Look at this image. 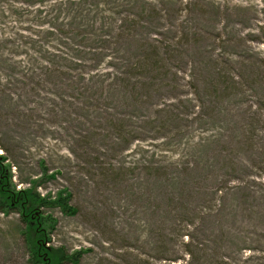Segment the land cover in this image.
Instances as JSON below:
<instances>
[{
	"label": "rangeland",
	"instance_id": "rangeland-1",
	"mask_svg": "<svg viewBox=\"0 0 264 264\" xmlns=\"http://www.w3.org/2000/svg\"><path fill=\"white\" fill-rule=\"evenodd\" d=\"M0 170L62 264H264V0H0Z\"/></svg>",
	"mask_w": 264,
	"mask_h": 264
},
{
	"label": "trees",
	"instance_id": "trees-1",
	"mask_svg": "<svg viewBox=\"0 0 264 264\" xmlns=\"http://www.w3.org/2000/svg\"><path fill=\"white\" fill-rule=\"evenodd\" d=\"M154 57L144 61L142 68L152 69L157 64ZM8 177L0 170V202L2 207L16 209L26 223V235L29 238L30 254L33 264H62L67 258L64 253L56 252L48 247L46 229L44 225L48 219L42 217L41 207L50 205L45 197L40 196L33 188L16 191ZM57 204L66 213H75V209L69 207L68 199L57 197Z\"/></svg>",
	"mask_w": 264,
	"mask_h": 264
}]
</instances>
